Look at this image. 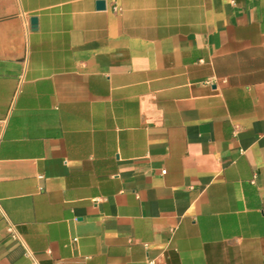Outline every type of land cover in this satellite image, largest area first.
Here are the masks:
<instances>
[{"label":"crops","instance_id":"0c3cea01","mask_svg":"<svg viewBox=\"0 0 264 264\" xmlns=\"http://www.w3.org/2000/svg\"><path fill=\"white\" fill-rule=\"evenodd\" d=\"M98 1L0 0V264H264V0Z\"/></svg>","mask_w":264,"mask_h":264},{"label":"water","instance_id":"95a60500","mask_svg":"<svg viewBox=\"0 0 264 264\" xmlns=\"http://www.w3.org/2000/svg\"><path fill=\"white\" fill-rule=\"evenodd\" d=\"M98 7L99 8H104L105 7V2L103 0L98 1ZM32 25L35 27L37 25V18H32Z\"/></svg>","mask_w":264,"mask_h":264},{"label":"built area","instance_id":"2783aa9c","mask_svg":"<svg viewBox=\"0 0 264 264\" xmlns=\"http://www.w3.org/2000/svg\"><path fill=\"white\" fill-rule=\"evenodd\" d=\"M163 173H165V170L163 171ZM10 233L12 234L13 237H19V234L16 231V228L14 225L10 224L8 227Z\"/></svg>","mask_w":264,"mask_h":264}]
</instances>
